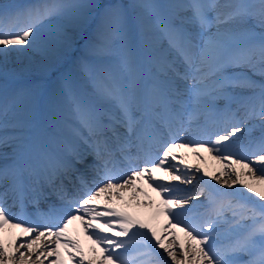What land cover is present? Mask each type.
Here are the masks:
<instances>
[{
  "label": "snow or ice",
  "instance_id": "snow-or-ice-1",
  "mask_svg": "<svg viewBox=\"0 0 264 264\" xmlns=\"http://www.w3.org/2000/svg\"><path fill=\"white\" fill-rule=\"evenodd\" d=\"M90 28L78 47L75 34ZM37 55L45 71L74 63L82 82L61 73L51 91L19 86L28 69L17 61ZM229 65L262 79L226 74ZM7 139L0 264H264V0L0 4ZM204 152L222 162L217 175L184 158ZM179 183L200 186L187 195ZM125 192L129 207H117L111 197Z\"/></svg>",
  "mask_w": 264,
  "mask_h": 264
},
{
  "label": "bare ground",
  "instance_id": "bare-ground-1",
  "mask_svg": "<svg viewBox=\"0 0 264 264\" xmlns=\"http://www.w3.org/2000/svg\"><path fill=\"white\" fill-rule=\"evenodd\" d=\"M32 3V2H35V0H22L23 3ZM120 1L122 2V0H85V2H91V3H94V4H103V5H107V4H110V3H119L120 4ZM128 2H126L127 4L125 5H128L130 3H132V0H127ZM92 28H95V22L92 23ZM91 31L92 29H88L84 32H78L75 34V39L79 42L78 43V47L79 46H82L83 43H84V38L91 35ZM15 54H13L14 56ZM40 61V58L39 56H35L33 57V63L29 65L28 61L25 60L23 62V64L21 65L19 61H17V66L18 67H27V71H24L22 72L18 77V81H19V86L21 87H37L39 86L40 88L44 87L47 85V84H50L52 83V81H58V77L60 76V74L64 71V69H66L67 67H70V66H75L74 63L72 62H68V63H62V64H57V65H53L50 67L49 70L45 71V68L44 66L40 65L39 63ZM13 68V65L12 63L10 62L9 63V69ZM71 73L75 78H80L79 74L77 71H74V72H69ZM258 74V73H256ZM41 75H46L47 77L46 78H42ZM259 75V74H258ZM50 76V79L48 80ZM48 80V81H47ZM218 101V100H217ZM222 102V104L220 105V102H219V105H217L218 107H223V100H220ZM260 118V117H254L251 119L250 121V124H254L256 125V128L253 130V132H259V124H260V121H257V119ZM251 126V125H250ZM256 135V134H255ZM245 139H247V134L245 135ZM186 142V141H184ZM8 147L9 149L12 148V142L10 139H7L6 140V143L4 145H0V147ZM237 153H239V150L237 149L236 150ZM0 153L3 154V157H7V153L4 152V150H1L0 149ZM203 155V159H200L198 158L197 156L191 154V153H186L185 155V159L188 161L189 164L192 165L193 169L196 168L197 166H199L202 170H206L210 173H212L213 175H217L219 173V169L221 167V163L220 161H217L215 159H213V156L215 155V153H213V156H210L207 152H204L202 153ZM235 158L239 159L240 156L239 154H237L235 156ZM256 167H259V165H257ZM261 173H257V176H259ZM202 173H193V176L194 178L195 177H198V176H201ZM243 175V174H242ZM207 180H209L211 183L213 184H216L217 187H221V185H219L215 180H212L211 177H206ZM200 185L198 183H194L193 185H186V184H182V183H179L178 184V189L180 192L182 193H186L187 195H190V192H194V190L199 187ZM185 187H191V190H187V188ZM145 190L148 192L149 196L152 198V199H156V196H155V193H153L152 191H148L145 187ZM190 189V188H189ZM192 195V194H191ZM107 196L111 197V194H107ZM114 201L116 200V197H111ZM141 199H144V197H140ZM122 199V202H127V201H130L132 200V197L130 195L127 194V192H125V195ZM104 201H107L108 199H102ZM192 203L196 204V203H202V202H197V201H193ZM128 204V203H127ZM141 208H144V207H147L146 205H142L140 206ZM200 211H203V209H200ZM161 222H163V218H161ZM17 231H13L11 233H9L8 235L9 236H13V235H17ZM70 234L73 235V236H76L83 248H84V251L85 253L88 252L89 250V247H90V241L87 240V238L81 234L77 229L74 228V226L71 227L70 229ZM178 235L181 237V241H183L184 239V234L183 233H178ZM169 243L171 242V240L169 239L168 241ZM41 245H46L48 242L46 240H41L40 241ZM19 245H17L18 247ZM6 247H11V245H7L6 244ZM38 251H42V252H47V248L46 247H41L40 249H38ZM159 251V250H158ZM26 257H27V253L25 254ZM177 256L179 258V252H177ZM65 258V257H64ZM165 259H169L170 261V258H168L165 254ZM51 259V258H50ZM66 259V258H65ZM32 261H33V264H40L39 261H35L34 260V256L32 257ZM17 264H19V258H17ZM44 264H49V261H44Z\"/></svg>",
  "mask_w": 264,
  "mask_h": 264
},
{
  "label": "rangeland",
  "instance_id": "rangeland-1",
  "mask_svg": "<svg viewBox=\"0 0 264 264\" xmlns=\"http://www.w3.org/2000/svg\"><path fill=\"white\" fill-rule=\"evenodd\" d=\"M210 156H213V154L212 155H210ZM200 174V173H199ZM206 178V177H205ZM131 201V200H130Z\"/></svg>",
  "mask_w": 264,
  "mask_h": 264
}]
</instances>
